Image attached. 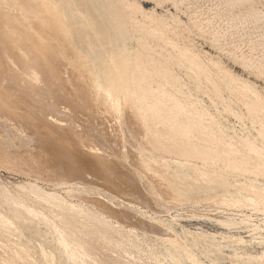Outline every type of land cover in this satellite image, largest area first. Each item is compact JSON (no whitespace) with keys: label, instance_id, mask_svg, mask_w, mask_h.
<instances>
[{"label":"bare ground","instance_id":"bare-ground-1","mask_svg":"<svg viewBox=\"0 0 264 264\" xmlns=\"http://www.w3.org/2000/svg\"><path fill=\"white\" fill-rule=\"evenodd\" d=\"M105 1L99 52L76 0H0V168L35 181L0 191V264H264V88L186 37L264 79V0Z\"/></svg>","mask_w":264,"mask_h":264},{"label":"rangeland","instance_id":"rangeland-1","mask_svg":"<svg viewBox=\"0 0 264 264\" xmlns=\"http://www.w3.org/2000/svg\"><path fill=\"white\" fill-rule=\"evenodd\" d=\"M132 1H134V0H132ZM137 1L142 3V5L145 7V9L147 11L155 10L159 15H167V12L170 11L173 14H178L183 21H187L186 16H184L183 14L177 13L176 9L170 3H164V4H161V6H159L158 2L155 0H137ZM76 2L80 6H82L83 9L93 19L94 27H98L99 29H101L103 31L106 30L107 37L106 38L100 37L99 43H98V41L96 43L97 50L99 52H102L103 51V48L101 47L102 45L104 47H108V45H107L109 43V39L107 41L108 36L110 37V35H111V37H114V35H115V36H117V38L119 37V35L117 34L116 29H115V27H117L118 24L116 22L117 18H115L116 16H115V14H113L114 10L112 8L108 7L107 3H105L106 2L105 0H99V1L98 0H76ZM216 3H217V0H208V2H206V5L209 7H213V6H215ZM110 10H113V13ZM103 12L106 14H103ZM237 12H239V11L235 10L234 12H232V13L230 12L229 14H236ZM108 15L110 17H108ZM110 18H111V21L113 20V22H110ZM99 19H100V21H99ZM100 22L102 23V25ZM115 25H117V26H115ZM112 28H113V30H111ZM107 32L109 34H107ZM136 37L137 38L130 43V45L131 46L133 45L132 47H135V48L137 47V40L140 38V36L136 35ZM186 37H189L190 40H192V43L194 44V46L196 47V49L198 51L207 52L208 54H210L213 57H220V59L222 60L224 65L226 67H228V69H230V70L234 71L236 74L242 76V78L248 79L249 81L257 84L259 87L264 88V79L263 78L256 77L254 74H252L251 71H246L241 66L234 63V61L232 59L223 55L222 53H220L219 50L214 48L209 40H207L204 37L199 36L195 33L194 34H187L186 33ZM103 40L105 42L107 41L108 43L106 42L107 43L106 44L105 42H102ZM100 44H101V46H100ZM159 44L162 45V43H159ZM100 49H101V51H100ZM230 121L232 123L236 122L234 118H230ZM249 127H250V124H249ZM29 178L30 177H28V176H24V175L22 176V174L19 175V173H14L11 170L9 171L6 168H4V169L0 168V191H2L3 188H7L10 191H12L13 193H17V192L23 193L24 191L18 189V186L28 184L31 182L35 183V181L32 178H30V179ZM241 180L243 182L244 178H241ZM261 181H263V180L261 179ZM41 185H42V187H44L46 189H50V187H51V186L46 185V184H40V186ZM191 209L192 208H190V209L188 208V210H191ZM200 210H203V209L201 208ZM210 210H211V208H208L206 211L207 213L205 212V213H203V215L199 214V216H203L202 217L203 219L200 221H187V220H185L184 222L183 221L180 222V224L182 226H186V227L191 228V229L202 228L203 230H206L208 232H222V230H220L216 224H214L212 221H209V218H215L218 216V215L216 216L214 214H211L210 212L208 213V211H210ZM186 211H187V209H186ZM245 213H250V211L246 210ZM176 228H177L178 232H181L180 225L176 226ZM164 246L166 248H168V245L164 244L163 248L161 249L166 254V252H165L166 248H164ZM228 253H230V251L225 252V254H228ZM218 264H233V263L230 262L229 260H220V262Z\"/></svg>","mask_w":264,"mask_h":264}]
</instances>
